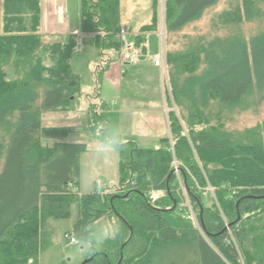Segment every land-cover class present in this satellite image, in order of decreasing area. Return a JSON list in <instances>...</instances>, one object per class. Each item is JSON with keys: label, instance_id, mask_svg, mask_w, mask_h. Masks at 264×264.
<instances>
[{"label": "trees", "instance_id": "16d2710c", "mask_svg": "<svg viewBox=\"0 0 264 264\" xmlns=\"http://www.w3.org/2000/svg\"><path fill=\"white\" fill-rule=\"evenodd\" d=\"M219 1L165 0L166 41ZM151 2V23L141 33L158 29L160 0ZM235 2L220 13L218 25L264 17V0ZM119 5L79 2V30L92 36L100 57L97 80L128 45L146 51L143 36L126 32L122 39ZM79 48L77 34L43 41L39 0H0V264H38L43 226L67 218L73 204L74 233L90 248L82 264H236L229 234L243 264H264V122L243 131L225 125L226 111L264 92V30L249 41L237 32L209 42L198 38L186 49L169 46V88L179 117L169 113L170 139L158 149L122 142L109 105L92 108L102 122L99 137L119 156L115 194L79 195L85 145L64 142L68 128L41 126L43 111H66L80 92L70 67ZM207 185L215 202L201 193ZM186 200L199 229L185 217ZM107 216L117 221L115 235L100 244L87 240Z\"/></svg>", "mask_w": 264, "mask_h": 264}, {"label": "rangeland", "instance_id": "374dc122", "mask_svg": "<svg viewBox=\"0 0 264 264\" xmlns=\"http://www.w3.org/2000/svg\"><path fill=\"white\" fill-rule=\"evenodd\" d=\"M78 1L67 0L70 16L72 13L78 12ZM39 3L40 29H42L43 0H39ZM72 3H74V9ZM75 3L77 6H75ZM164 3L165 0L159 2L158 29L161 32L162 30L165 31ZM235 4V0H220L216 6L206 10L199 21L188 24L180 33H172V35L167 36V41L164 35L163 43L164 41L167 42L173 50L183 47L186 49L191 45V42L194 43L198 38L203 39L204 42H209L216 37L225 38L237 32L249 41L251 37L260 34L264 30V17L250 23L243 22L240 26L228 25L224 27L218 25L220 13L231 10ZM150 6L151 0H120L121 24L129 26L131 31L139 30V27L150 22ZM46 31L47 28L43 30V32ZM149 37L150 40L146 42V45L147 49H150L153 54L158 51V38ZM62 39L64 37H61V39L45 37L43 41L49 43ZM81 47L80 44V48L75 51L71 59L72 72L80 81L79 94L66 111H43L41 126L70 128L71 133L64 142L86 146V150L79 155L78 163V189L80 191L78 194L86 195L95 191L99 193L104 190H113L117 187L119 179L118 153L112 146L99 139V131L103 128L102 122L94 112L92 114L90 110H87L90 105L94 104L99 107L101 106L100 100L103 99L108 104H112L116 112L124 108L130 109L131 112L120 115L116 134H119V140L122 142L133 141L141 149H157L161 145L160 140L167 138L169 132L165 120L164 93L161 82L157 84L159 113L147 115L143 110H154L155 106L150 105L148 95L144 96L145 92L142 90L155 91L153 89L154 85L139 78L140 74H135L131 75L127 81L124 80L120 88L115 87L114 89L108 86L102 78H99L93 85L95 86L94 89L90 84V75L96 63V58L89 49H84L85 51L78 53ZM163 80L164 88L167 89L166 79L163 78ZM142 83H145L144 88L141 87ZM125 86H130L131 89H124ZM87 88H90L92 92H87ZM98 93L100 94L99 97L97 96ZM254 95L243 100L239 107H236L233 111L225 112V116L228 118L225 122L228 131H243L264 122V92ZM246 103L249 105L244 106ZM113 108H111V111H113ZM213 112H216V105ZM51 145V142L45 143V146ZM115 193L116 191L111 194ZM154 196L157 197L158 194L155 193ZM77 217V206L73 204L67 218L48 219L46 221L42 229L43 250L39 254L38 264H82L86 260L90 248L74 233ZM116 231L117 221L114 217L107 216L95 224V228L91 231V237L87 240L100 244L107 238H112ZM65 235L73 236L76 241L71 243L69 237H65ZM211 246H213L212 242ZM180 260L177 262H180ZM163 262V264L167 263L165 260ZM170 262L173 263L174 261Z\"/></svg>", "mask_w": 264, "mask_h": 264}, {"label": "crops", "instance_id": "0c3cea01", "mask_svg": "<svg viewBox=\"0 0 264 264\" xmlns=\"http://www.w3.org/2000/svg\"><path fill=\"white\" fill-rule=\"evenodd\" d=\"M79 2H80V0L78 1V4H79ZM75 6H77L76 3H75ZM151 7H152V4L150 6V18H149L150 22L146 25L139 27V30L131 31V28L129 26H123L122 25L124 28V31H123L122 36H121L122 39L129 37L128 35H126V32L130 33L131 36L132 35H134V36L139 35V36H143L145 38V44H143V47L146 50L145 53H143L142 50H140V49H135V48L130 47L128 45L127 47H125V49L121 53L120 57L117 60H115L109 64L107 70L103 74H101L102 75L101 78H102V80H104V82L108 86H110L113 89L115 87L120 88V86L122 85L124 80L127 81V79L131 75L133 76L135 74H140L138 76L139 78L144 79L148 83H152L154 85L153 89H155V91L142 90L145 92L144 96L148 95L150 105H152L153 107L155 106L154 110H143L144 113L147 115H150L152 113H159L160 106H159V102H158L157 84L160 82H161V84H163L164 103H165V120L167 123V129L169 132V136L167 138H162L160 140V144H161V141L163 139H170L169 113L175 112L177 117H179V115H178V111L176 110L175 105L173 103L171 91L169 88L168 70H167V64H166V54L169 51V46L166 45L165 41H164L165 45L163 43V37H164L165 33L163 30L161 32L160 29H156L155 31L150 32V33H141V28H143V27H145L151 23V19H152ZM72 8L74 9V3H72ZM79 9L80 8L78 5L77 6L78 12L72 13L70 16L69 15V6H68L67 0H43L41 28L43 30L45 28H47V31L43 32V30L41 29V34H42L43 40L45 37H57L58 39H61V37L65 38L66 36H68L70 34H77L78 38H79V43L80 44L82 43L81 44L82 47L78 51V53L80 51L81 52L85 51L84 49H89V50H91V53L93 54L94 58H96V63L93 66L92 72L90 75V78H91L90 84L93 86L94 83H96V81H97V78H96L97 68H96V66L98 64L100 57H99L98 51L95 49V47L92 44V36L82 34L79 30V27H80V11H79ZM149 36H151L155 39L158 38V51L153 53V54H152L150 49H149L150 51L147 49V45H146V42H148V40H150ZM158 55H162L164 58V63H165L164 69L155 67L153 65L152 60L154 57H156ZM70 67H71V60H70ZM86 68H87V66H86ZM71 71H72V68H71ZM73 75L79 81L78 77L75 74H73ZM163 78L166 79L167 89L164 88L165 84H164ZM144 84L145 83L141 84L142 88H144ZM93 87L95 89V86H93ZM79 88H80V81H79ZM124 89H131V87L125 86ZM86 91L89 93L92 92V90H90V88H87ZM115 92H117V91L115 90ZM142 94H143V92H142ZM99 95L100 94L98 93L97 96L99 97ZM100 101H101V104L109 105V107H108L109 110H107V111H111V108H113L112 104H110V103L108 104V102L106 100H103V99ZM93 107L95 109H97V112H99L100 107H98L94 104L90 105L87 108V110H90L93 114V109H92ZM111 112L116 115L117 129H118L120 115L127 114V113L131 112V110L128 108H124V109H121L119 112H116V111H114V108H113V111H111ZM148 120H151V119H148ZM99 139L102 142H104L100 137H99ZM127 142H133V141H127ZM133 143H135V142H133ZM73 144H76V143H73ZM161 145H160V147H161ZM160 147H158V148H160ZM148 150H150V149H148ZM118 163H119V161H118ZM118 177H119V175H118ZM118 181H119V179H118ZM76 189L80 193V191L78 189V185H77ZM114 189H116V188H114ZM114 189L113 190H104V191L113 192ZM95 192H97V191H95ZM102 192H99V193H102Z\"/></svg>", "mask_w": 264, "mask_h": 264}, {"label": "built area", "instance_id": "2783aa9c", "mask_svg": "<svg viewBox=\"0 0 264 264\" xmlns=\"http://www.w3.org/2000/svg\"><path fill=\"white\" fill-rule=\"evenodd\" d=\"M153 64L156 66V67H160V68H164L165 67V63H164V58L162 55H158L156 56L154 59H153ZM170 151L173 152V149L172 147L170 148ZM172 166H173V169L177 175V181L178 183L181 185V181H180V174H179V169H178V163L176 161H172ZM214 189L211 188L209 185H207L205 188H202L201 189V193L202 195L205 197V198H209L211 199L213 202H215V196H214ZM184 208H185V217L187 220H190L192 221L195 226L199 229V225H198V222H197V216H196V211H194V206L192 204H190V202L188 200H186L184 202ZM225 228L228 230V226L225 225ZM65 237H68V236H65ZM70 242L71 243H74V240L73 238H69ZM227 244L229 245H233L235 250H236V257H237V260H236V264H243L242 262V259H241V256L236 248V245L234 244V241L233 239L231 238L230 234H229V239H227ZM226 264H230L229 262H227L225 260Z\"/></svg>", "mask_w": 264, "mask_h": 264}, {"label": "water", "instance_id": "95a60500", "mask_svg": "<svg viewBox=\"0 0 264 264\" xmlns=\"http://www.w3.org/2000/svg\"><path fill=\"white\" fill-rule=\"evenodd\" d=\"M86 261H84V263H85Z\"/></svg>", "mask_w": 264, "mask_h": 264}]
</instances>
